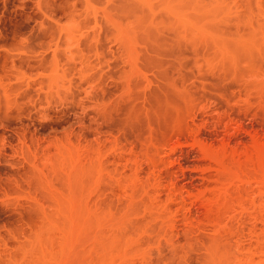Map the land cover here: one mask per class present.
Listing matches in <instances>:
<instances>
[{
	"label": "rangeland",
	"instance_id": "374dc122",
	"mask_svg": "<svg viewBox=\"0 0 264 264\" xmlns=\"http://www.w3.org/2000/svg\"><path fill=\"white\" fill-rule=\"evenodd\" d=\"M0 264H264V0H0Z\"/></svg>",
	"mask_w": 264,
	"mask_h": 264
}]
</instances>
